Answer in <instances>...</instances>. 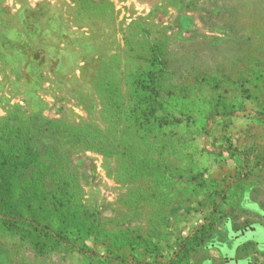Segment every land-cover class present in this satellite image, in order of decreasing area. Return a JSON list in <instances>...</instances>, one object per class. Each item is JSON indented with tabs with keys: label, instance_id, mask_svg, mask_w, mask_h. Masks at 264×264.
Here are the masks:
<instances>
[{
	"label": "rangeland",
	"instance_id": "obj_1",
	"mask_svg": "<svg viewBox=\"0 0 264 264\" xmlns=\"http://www.w3.org/2000/svg\"><path fill=\"white\" fill-rule=\"evenodd\" d=\"M46 120L74 134L71 244L1 212V264H225L196 234L264 224V0H0V131ZM249 254L264 264V245Z\"/></svg>",
	"mask_w": 264,
	"mask_h": 264
},
{
	"label": "trees",
	"instance_id": "obj_2",
	"mask_svg": "<svg viewBox=\"0 0 264 264\" xmlns=\"http://www.w3.org/2000/svg\"><path fill=\"white\" fill-rule=\"evenodd\" d=\"M164 64L166 63L160 60L153 61V67L137 81V87L141 92L138 105L143 120L153 117L158 108L160 95L157 90L161 85ZM48 122L34 121L27 128L12 126L0 131V214L2 212L4 215L2 216L4 226L8 224L23 226L29 232L38 231L50 235L54 241L71 244L67 226L76 219V213L72 209L76 188L69 177L71 159L61 151L64 150L66 153L72 149L74 143L71 140L74 134L69 131L67 135V132L57 125L52 130L53 136L56 137L53 139V136L45 135L51 131L45 126ZM87 143H90L89 139ZM17 203L29 212V217L22 215L23 209H12ZM44 204L53 208L61 219L57 218L56 213L51 212L49 207L48 213L56 215L53 216L56 221L44 219V214H40ZM223 226L224 231L215 236L214 227L210 224L202 226L203 229L200 228L196 234L198 242L210 240L209 242L217 244L218 248L230 242L227 233L228 219L224 220ZM231 226L234 228L237 225ZM32 245L41 252L49 250L45 244L38 241H32ZM75 248L81 253L91 252ZM181 249H184L185 255L181 256L178 251L175 252L176 257H173L172 262L182 261L189 255L191 247L187 238L182 240L177 250Z\"/></svg>",
	"mask_w": 264,
	"mask_h": 264
},
{
	"label": "flooded vegetation",
	"instance_id": "obj_3",
	"mask_svg": "<svg viewBox=\"0 0 264 264\" xmlns=\"http://www.w3.org/2000/svg\"><path fill=\"white\" fill-rule=\"evenodd\" d=\"M259 228L264 231V224L256 221L243 222L234 228L229 225L227 233L230 242L218 248L225 264H250L249 251L264 245V232L259 231Z\"/></svg>",
	"mask_w": 264,
	"mask_h": 264
}]
</instances>
